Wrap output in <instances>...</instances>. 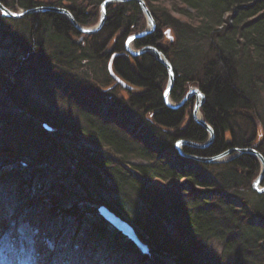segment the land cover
<instances>
[{"label": "trees", "instance_id": "16d2710c", "mask_svg": "<svg viewBox=\"0 0 264 264\" xmlns=\"http://www.w3.org/2000/svg\"><path fill=\"white\" fill-rule=\"evenodd\" d=\"M92 1L97 6L103 0ZM144 1L159 27L143 40H136L135 46L149 44L160 48L174 71L170 95L175 101L180 100L188 82L200 89L205 97L200 109L202 117L215 133L207 149L184 147L183 151L211 157L228 148L254 147L264 156L263 141L252 146L257 132L255 117L264 134L263 104L258 103L259 95L264 96V0H178L184 5L181 13L194 19L192 24L179 21L167 10L154 12L149 7L152 0ZM0 3L11 10L25 11L45 6L39 0H0ZM68 8L76 22L86 23L88 17L82 10ZM229 12L236 14L230 18L226 15ZM106 18L100 34L107 36L123 30L127 34L121 37L122 43L131 34L127 30H139L141 26V11L135 1L114 2L108 6ZM0 22L8 25L0 27V71L7 59L3 51L8 43V31L12 30L18 35L16 39L32 47L34 53L52 59L57 69L70 75L72 69L84 70L79 68L83 61L91 66L92 76L98 78L94 67L99 59L94 57L99 47L102 51L106 36L101 43L90 40L86 47L82 46V52L73 62L75 45L68 40L67 33L76 29L60 14L32 12L20 18L0 16ZM17 24L20 26L16 31ZM168 26L175 39L159 47V29ZM93 35L89 39L99 34ZM10 42L17 44L16 48L21 45L23 48V44L13 39ZM115 50L121 53L122 44ZM112 66L121 80L143 88L142 94L129 98L128 107L116 105L117 111L123 109L125 113L116 124L127 127L124 118L130 107H134V120L138 124L144 120L141 111L150 112V134L137 137L145 146H133L120 134L122 131H114L101 120L107 117L103 111L109 110L106 108L109 101L105 104L101 97L91 95L86 98V86L84 97L66 87L74 106L61 108L64 114L45 113L27 106L22 110L18 102L16 107L12 105L14 108L0 102V123L3 125L5 119H10L11 123L6 122L9 126H25L28 138L36 129L34 116L47 120L53 127L51 133L38 128L39 134L30 144L26 139H22V146L16 141L8 147L0 144V200L4 202L0 215L9 211L10 202L16 209L25 210L31 215L29 220L33 225L45 229L40 233L42 240L51 239L52 248H56L52 250L45 243L44 251L56 255L60 262L67 259L64 263L75 255L76 260L93 264L90 257L99 255L102 259L107 257V261L110 259L112 264H264L261 253L264 252V194H257L251 188V179L259 169L257 160L248 154L222 164L180 158L172 147L168 150L160 143L162 137L171 145L179 137L201 143L207 139V133L190 118L185 128L180 129L183 109L171 110L163 104L164 66L148 53L133 58L132 63L118 56ZM105 70L104 67L103 84L110 80ZM87 71L83 76L86 77ZM257 105L260 111L256 112ZM110 111L113 108L108 115ZM79 136L88 144L79 145ZM94 147L105 148L107 153L100 156ZM132 155L142 160L132 165L133 173L120 164ZM112 157L118 161H112ZM99 164L104 174H109L102 181L98 176L101 168H96ZM147 184L151 185L145 188ZM153 186L161 191L159 197L150 191ZM196 186L202 190L197 194L192 192ZM249 193L256 195V200L249 199ZM96 205L106 206L125 220L146 245L147 254L137 253L133 242L112 228L100 216ZM171 214L178 216L175 220L180 227L177 226L176 232L168 230ZM211 237L221 242L223 249L218 256L209 258L208 254L199 252ZM74 246L73 251L69 250ZM234 251L239 255L234 257ZM227 252L233 255L232 262L224 261ZM88 254L86 261L82 257Z\"/></svg>", "mask_w": 264, "mask_h": 264}, {"label": "rangeland", "instance_id": "374dc122", "mask_svg": "<svg viewBox=\"0 0 264 264\" xmlns=\"http://www.w3.org/2000/svg\"><path fill=\"white\" fill-rule=\"evenodd\" d=\"M39 1L44 2L45 6H50V5H46V4H51V5L56 4V6H54L56 9H61V10H64L65 12H61V14H60L59 12H56V11H49V10L48 11H41V10H39V11H35L34 13L41 15L42 13L53 12L56 14H60L62 17H64L70 23L69 18H68V15H69V17L71 16L73 21L82 29H94L97 27L98 21H99L100 16H101L100 4L103 2L102 1L99 5L95 6L93 4L92 0H39ZM144 3H145V1H144ZM112 4H114L113 1L108 3L105 10H107L108 6H110ZM149 4H150L149 7L154 12H160L161 9L167 10V12L172 17L178 19L181 22L190 23V24L195 23L194 19H188L184 14L181 13V10L184 8V5L181 4V2H179L178 0H152ZM1 5L3 6V4H1ZM71 6H73L77 10H82V12L86 15V17H88L86 19L87 20L86 23L80 24V23L76 22V20L72 16V13L70 12V10L68 8ZM146 7L149 11V8L147 5H146ZM35 8H38V7H35ZM186 9H187V7H186ZM21 11H23V10L17 9V8L12 10V12H17V13L21 12ZM140 11H141L140 29L139 30L134 29L132 31L127 30L129 33H131L127 36H130V35L136 34V33H140L142 31H149L150 30V26L148 24V21L146 20L144 13L142 12L141 9H140ZM232 14H236V13L229 12L226 15H228V17L231 18ZM0 16L2 18H4L1 14V10H0ZM104 19H107L106 18V12H105V18ZM154 23H155V21H154ZM104 24L105 23L103 22L101 27L92 33H85L84 31L78 30L76 27H74V29H76V30H74V32L67 33L68 40L75 45V50H74V55H73L72 61L77 59V56H79V54L82 52L81 47L82 46L86 47L87 46L86 44H88V42L90 40H93V41L99 40L100 41L99 43H101V41L106 36L104 34H100V30L102 29ZM4 26L7 27L8 25L6 26L4 23L0 22V27H4ZM19 26H20V24H17L16 27H14V29H16V31H17ZM71 26H73V25L71 24ZM158 27L159 26L157 24H155L154 28L152 30H150L151 32L147 35H150L151 33L156 32ZM159 31H160L159 32L160 35H159V40H158L157 46L163 48V47L169 45V43L173 39H175V34H174L171 27H169V26L164 27V28L159 29ZM123 32H124L123 30L119 29V30L111 33V35L108 34L106 36V39H105L106 40L104 43L105 45L102 47L103 48L102 51H101L100 47L97 49V51H96L97 55L94 57V59H96V60L99 59L100 62H99V60L96 61L97 65L94 67V69L96 70L98 78H94V76H92L91 66L86 64V63H83V61L81 62L82 65H80L79 68L84 69V70L77 71L76 69H72V71L70 72V75L64 71H61L60 69H57L56 66L54 65L52 59L47 58L45 56V54H43V53H40V54L34 53L32 50V47L28 48L30 46L27 47V44L23 40L20 41V39H16V38H18L17 34L15 35L12 32V30L8 31V33H9L7 35V37L9 36V38H7L8 43L5 46L6 50L3 51L6 53L7 59H5L4 67L0 71V102H3V104H6V105L11 106V107H13L12 105H15V107H16L18 104L22 107V110L24 109V107L27 106V107H31L32 109H41L45 113H46V111H48V112L57 111L60 114H64V112L61 108H73L72 107L73 101H70V96L67 95V92H70V91L67 90L66 87L74 89L75 91L77 90V92L78 93L80 92L84 97V93H85V89H86L84 86H86L87 87L86 98L89 97V95L98 97V99H99V97H101L104 100L105 104H107L106 100L109 101V104H107L108 106H106V108H108L109 110L111 108H113V111H112L113 115H112L111 111L109 112V115H108L109 110L103 111V113H105V115L107 117L101 118V120L104 122H107L108 125H111V128L114 131H116V132L122 131L123 133L121 132L120 134L127 137L132 142L133 146H138V145L145 146V144L143 142H141V141L138 142L137 137L150 134L149 127H148L151 125L150 112L146 113V110H142L141 113L143 114L144 120H141V123L143 125L138 124L137 121L134 120V113H135L134 107L129 106L130 112H129V114L127 113L126 118H124V120L128 121L127 127L125 128V127H122V126L116 124V121H118L122 117H125V113L122 112L123 109H120V111H117L116 105H119V106L122 105V106L128 107L127 104H128L129 98H131V96H133V95L136 96V95L142 94L143 88L133 86L131 84H127L123 80L120 81L121 78H119L115 74H113V70H114L113 66H112L113 60L118 56H122V57L127 58L129 60V62L132 63L133 58L140 57L141 55L146 54V53H143L140 55L132 56L129 52H126L124 49V43H125L127 37L125 38V41H123V43L121 42L122 41L121 37L123 36V34H127V33H123ZM96 33H98L99 35L93 37V39H89V38H91L90 35H93ZM147 35L142 36V37L137 38V39H134L129 45L130 50L131 51H139V49L144 47V46H152V47H155L156 49L160 50V48H157L156 46L149 45V44L144 45V46L139 47V48L135 46L134 42L136 40L141 41ZM173 36H174V38H173ZM94 38H96V39L94 40ZM12 39L17 41L18 44H20V43L23 44V48H22V45L20 48H16L17 44L10 42ZM120 43L123 46V51L121 52L122 54L120 52H118L117 50H115V47L119 46ZM26 50L28 52H26ZM8 52H9V54H8ZM105 55H107V58H105ZM150 55L153 56L152 54H150ZM73 62H75V61H73ZM77 64H78V62L76 63V65ZM76 65H75V67H76ZM104 67L106 69L105 70L106 73H108V76L110 77V80H108L106 84L101 83V82L105 81V78H104L103 72H102ZM171 68H172V66H171ZM85 70H88L85 74L87 78L85 76H83V72H85ZM171 70H172L173 80H172V85H171V89L169 92V99H168L170 105L177 104L181 99H183V97L187 94V92L190 89H197L200 91V89L197 86H195L193 84V82H188L189 84H187L186 87L183 88L182 97L180 98V100L175 101L174 99H172L170 93H171V90L174 86L175 75H174L173 69H171ZM64 73H66L67 75L62 76ZM64 78H66V79L64 80ZM117 78H119L120 80L118 79L119 80L118 81ZM168 83H169V77H168V74L166 71V77L163 79L162 94H163V91H164V89ZM62 85H66V86L62 87ZM14 94H16V96L13 98ZM259 96L264 99L263 94H260ZM261 98H258V100H259L258 103L263 104V110H264V103L262 102ZM204 99H205V97H204ZM124 102H125V104H124ZM194 102H195V96H192L185 104H183L180 107L183 109V112H184L183 122H182V125H180V127H179L180 129H184L186 124H187V121L189 120V118H191V112H192V107H193ZM15 103H17V104H15ZM66 103H68V104H66ZM187 103H190V105L188 106ZM167 108L170 109L169 107H167ZM180 108H178V109H180ZM178 109H171V110H178ZM30 111H32V110H30ZM255 111L256 112L260 111L259 105L256 106ZM32 112H34V111H32ZM35 112L41 114L38 111H35ZM25 113L30 115V113H28L26 111H25ZM198 113H199V117H202L201 111H199ZM263 114H264V112H263ZM252 116L255 117L254 111H253ZM262 116H264V115H262ZM32 118L34 121L33 125L36 129L32 133L28 134V136L30 138H28L25 135L26 129H27V128H25V126L23 127L20 124H16L15 125L16 127L15 126L13 127V125L9 126L7 123H11L9 121L10 119H8V120L5 119V121H3L4 122L3 125L0 123L2 125L0 127V133H2L4 136L3 137L0 134V144H3L5 146H7V145L10 146L11 143H13V141H16L22 146V139H26L27 142H29V144H30V141L32 142L33 139L34 140L36 139V134H39L38 128H42V130L47 131L49 133L53 132L52 131L53 127H52V125H49L47 120L41 121L36 116H34ZM113 119L115 120L114 121L115 123H111ZM145 121H148L149 123H147ZM253 121H254L257 132H256V138L252 142V146H257L261 141H263L262 146L264 147V134L262 133L261 124L256 117L253 119ZM9 127H11L12 130H9ZM154 127L156 128L155 125H154ZM167 132H170V130ZM151 137H149V138L151 139ZM225 137L227 138L228 135H225ZM156 138H158V136ZM179 139H181V138L180 137L177 138V140H179ZM207 139H208V134H207ZM177 140H175V142ZM77 142H78V144L79 143H81V144L87 143L83 139V136H79L77 139ZM160 143L165 144V146L167 147L168 150H170L169 148L172 147V150H174V152L177 153V151L174 148V143H172V145H171V142L166 143L164 137H162ZM181 150H183V148ZM94 151H97L100 156H104L107 153L105 148L94 147ZM232 155H233L232 153L229 155H226L225 157L221 158L219 161H217L213 164L226 163V162L231 160L229 157H231ZM111 159H112V161H118V159L116 157H112ZM96 161H98V157L96 158ZM138 161L141 162L142 160L138 159L137 157L135 158L134 155H132V156L125 157L124 162L121 161L120 164L125 167L126 171L128 170V171H131L133 173L134 167L132 165L135 163L137 164ZM102 162H103V160L101 161V163ZM257 162L259 165V169H258L257 173L252 177L251 183L256 178V176L259 174V172L261 171V164L259 163L258 160H257ZM71 166H72V164H71ZM101 166L102 165L99 164V167H96V168H101ZM105 174L101 168V170H99V175H98V176H101V178H100L101 181L104 178H107L109 176V174H108V176ZM143 180H145V179H143ZM145 182L147 183L148 180H145ZM130 183H132V182H130ZM149 185H151V184H147L145 188H147ZM263 185H264V179H263V183H261L260 186H263ZM0 186H2V185L0 184ZM4 190H6V189H4ZM150 191L153 193L154 196H156V197H157V195H158V197L160 196L159 192H161V191L158 190L156 187L153 186L152 190H150ZM200 191H202V190H200L199 187L197 188V186L195 188H193V190H192V192H194L196 194H197V192H200ZM190 194H192V193H190ZM261 194H264V193H261ZM247 197L251 200H256V195H254V194L252 195V193L247 194ZM138 198H140V196H138ZM211 200L214 201V198H212ZM3 203L4 202L2 200H0V206ZM6 204L8 205V202ZM10 204H11V202L9 203V206H8V208L10 207L9 211H7V212L4 211L3 214L0 215V253H1V251L3 252L4 250H6V251L8 250L10 253L8 256L11 258L14 255L13 250L17 249L18 259L15 258V261L16 262L18 261V264H34L35 261H37V260L34 261V257L37 259L39 258L41 263H43V264H53V263L57 264V256L53 255V254L50 256L46 251H44L45 247L43 246V244H45V243L48 245V248H50L52 250L56 249V248L55 249L52 248L51 243L48 244L49 241L51 242V239L46 240L45 242L41 239L42 237L40 236V233H42V230H45V229L41 230V227L38 226L37 224L33 225L29 220L30 219L29 217L31 215L29 213H25L26 212L25 210L20 211V210L16 209L15 206H13L12 204L10 205ZM90 206H94V204L91 203ZM97 206L98 205H96V208H97ZM60 216H61V214H60ZM175 217L177 218L178 216L171 214L170 224L168 227V230H170L171 232H173V231L176 232V228L178 225L180 227V224L175 220ZM179 232L181 234H184V231H179ZM64 240L65 239H63V238L61 239L62 242ZM31 245L33 246V248L31 247ZM74 248H75V246L71 247L69 250L73 251ZM222 249H223V245L221 244V242H219L218 240H215L211 237V239L203 246V248L199 252V254L200 255L208 254L209 258H210V257L218 256V254L222 252ZM231 249L232 248H228L229 251H231ZM262 251H264V249H262ZM136 252L139 254L141 253V251L137 248H136ZM136 252H134L135 256L137 255ZM258 252H261V251L258 250ZM227 253H226L227 258L224 257V261H226V263H228V261L232 262L233 261L232 260L233 255L229 254L230 252H227ZM235 253L236 252L234 251L233 254L235 255ZM261 253L263 254L262 255L263 256L262 259H263L264 258V252H261ZM237 255H239V254H237ZM237 255H235L234 257H236ZM71 256H72V254L69 255V260H70ZM88 256H90V254H88V255H86V257L84 256L82 258H84L86 261H88ZM96 256H98V258ZM135 256H134V258H135ZM72 257H74L75 260L72 261ZM72 257H71V260L68 262V264H87L86 262L76 260L75 255H73ZM53 258H54V261H53ZM240 259L242 261V258H240ZM66 260L67 259H64L63 261H66ZM108 260L109 261H107V257L102 259V258H100L99 255H95V256L90 257V261L93 264H112L110 262V259H108ZM52 261H53V263H52ZM88 263H90V262H88Z\"/></svg>", "mask_w": 264, "mask_h": 264}, {"label": "water", "instance_id": "95a60500", "mask_svg": "<svg viewBox=\"0 0 264 264\" xmlns=\"http://www.w3.org/2000/svg\"><path fill=\"white\" fill-rule=\"evenodd\" d=\"M128 2V1H135L138 6L140 7V9L142 10V12L144 13L146 20L148 21V24L150 26V30H152L154 28V20L150 14V12L148 11L145 3L143 0H103V2L100 4V10H101V16L100 19L98 21L97 27L94 29H82L80 28L72 19V17L68 15L69 21L70 23L73 25V27H76L78 30L80 31H84L85 33H92L94 31H96L98 28L101 27L102 23L104 22V18H105V12H106V7L108 5V3L110 2ZM0 10H1V14L3 17H12V18H17V17H21L22 15L26 14V13H34L35 11H56V12H65L64 10L61 9H56L55 7H50V6H40L38 8H34V9H30L27 11H21V12H12L9 9L3 7L0 4ZM67 13V12H66ZM142 31L140 33H136V34H132L130 36H128L126 38V41L124 43V49L126 52H129L132 56H136V55H140L143 53H149L152 54L154 56V58L156 59V61H158L159 63H161L168 74L169 77V83L167 84V86L165 87L163 94H162V99H163V104L167 107H169L170 109H178L180 108L183 104H185L192 96H195V102L193 104L192 107V112H191V119L193 120V122H195L197 125L201 126L208 134V139L205 142H194L191 140H187V139H179L174 143V148L177 151L178 155L183 157V158H187V159H191V160H195L197 162H201L204 164H213L217 161H219L221 158L225 157L226 155L229 154H233L231 157H229L230 159H233L241 154H248L250 156L255 157L259 163L261 164V171L259 172V174L256 176V178L252 181L251 183V188L252 190H254L257 193H263L264 192V185L263 187L260 188V184L262 183L263 179H264V158L263 156L256 151V149L251 148V147H247V148H229L217 155L211 156V157H201V156H196V155H190V154H185L183 153V151L181 150L183 147H191V148H195V149H207L213 142L214 140V132L212 130V128L204 121V119L202 117H198L199 115V111L200 108L202 106V104L204 103V95L197 89H190L187 94L183 97V99H181L177 104L175 105H170L169 104V92L171 89V85H172V80H173V76H172V68L170 63L166 60V58L164 57V55L162 54V52L158 49H156L155 47L152 46H144L142 48L139 49V51H131L129 48L130 43L137 38H140L142 36H145L147 34H149L151 31ZM118 80V78H117ZM119 81V80H118ZM100 216L107 221L113 228H115L117 231H119L122 235H124L125 237H127L129 240H131L136 247L142 251L143 253H145L147 251L146 245L144 243H142L140 241V239L137 237L135 231L132 229V227L125 222L124 220H122L120 217H118L117 215H115L112 211L106 209L105 207H100L98 209Z\"/></svg>", "mask_w": 264, "mask_h": 264}, {"label": "bare ground", "instance_id": "6f19581e", "mask_svg": "<svg viewBox=\"0 0 264 264\" xmlns=\"http://www.w3.org/2000/svg\"><path fill=\"white\" fill-rule=\"evenodd\" d=\"M106 22V19H104V23ZM156 24V23H155ZM198 117H199V115H198ZM41 239H44V238H41ZM51 242L49 241V243L48 244H50Z\"/></svg>", "mask_w": 264, "mask_h": 264}]
</instances>
